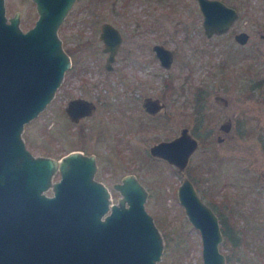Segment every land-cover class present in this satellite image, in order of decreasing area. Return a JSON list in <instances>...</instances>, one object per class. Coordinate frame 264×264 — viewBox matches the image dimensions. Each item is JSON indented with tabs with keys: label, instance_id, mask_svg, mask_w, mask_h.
Returning <instances> with one entry per match:
<instances>
[{
	"label": "rangeland",
	"instance_id": "374dc122",
	"mask_svg": "<svg viewBox=\"0 0 264 264\" xmlns=\"http://www.w3.org/2000/svg\"><path fill=\"white\" fill-rule=\"evenodd\" d=\"M224 1L239 16L226 33L207 37L197 0H75L58 28L72 65L53 99L22 131L34 154L60 158L75 149L94 153L95 177L109 186L115 202L121 194L112 183L134 173L148 190L145 207L164 237L157 264H203L200 231L177 195L184 175L191 177L190 167L192 175H201L194 184L203 200L213 202L223 216L228 215L225 202H232L230 219L250 229L249 246L237 245L243 259L232 255L226 264H264V250L253 253L258 235L264 243V0ZM5 5L8 16L20 11L24 30L37 18L33 0H5ZM104 20L124 35L112 69L105 67L107 53L99 37ZM239 30L249 33L245 43L234 39ZM155 42L174 51L171 67L160 63ZM198 88L206 90V127L196 124L193 112ZM145 95L161 97L166 110L144 111ZM74 96L97 103L93 114L77 123L64 110ZM230 110L231 128L220 130ZM183 126L201 141L185 173L149 153V146L176 136ZM217 135L223 139L218 141ZM59 176L57 172L53 179ZM165 235L171 237L166 257ZM219 247L232 254L225 238Z\"/></svg>",
	"mask_w": 264,
	"mask_h": 264
},
{
	"label": "water",
	"instance_id": "95a60500",
	"mask_svg": "<svg viewBox=\"0 0 264 264\" xmlns=\"http://www.w3.org/2000/svg\"><path fill=\"white\" fill-rule=\"evenodd\" d=\"M33 1L37 18L24 30L20 11L8 16L5 0H0V264H157L164 237L145 207L148 190L134 173L114 183L121 195L111 202L107 186L95 177L94 153L75 149L56 158L34 154L26 146L25 123L53 99L70 66L58 28L75 0ZM197 1L207 37L226 33L239 16L237 8L224 0ZM99 37L108 53L106 67L111 68L122 34L104 20ZM248 38L246 30L234 33L239 43ZM152 47L161 63L170 67L172 50L162 43ZM143 105L150 113L166 107L157 96H146ZM95 107L92 100L74 97L65 109L71 120L78 121ZM230 128L231 110L219 126L223 131ZM199 145L184 126L176 136L153 143L149 153L185 173ZM57 172L60 176L54 180ZM49 189L52 194L46 192ZM177 195L200 231L203 264H226L219 247L223 233L218 215L190 177L184 175Z\"/></svg>",
	"mask_w": 264,
	"mask_h": 264
},
{
	"label": "flooded vegetation",
	"instance_id": "af4514ba",
	"mask_svg": "<svg viewBox=\"0 0 264 264\" xmlns=\"http://www.w3.org/2000/svg\"><path fill=\"white\" fill-rule=\"evenodd\" d=\"M101 24V23H100ZM114 24V23H113ZM33 25V24H32ZM115 25V24H114ZM31 26V25H30ZM29 26V27H30ZM116 26V25H115ZM116 27H118V26H116ZM119 28V27H118ZM119 30H120V32H121V34H122V37H123V39H122V42H121V45H120V48H119V50H121V48H122V44H123V41H124V35H123V32H122V30L119 28ZM99 34H100V26H99ZM155 43H160V42H155ZM163 44V43H162ZM153 46V45H152ZM166 46V45H165ZM153 48V47H152ZM171 49V48H170ZM119 50H118V52H119ZM154 50V49H153ZM172 50V49H171ZM67 51V50H66ZM68 52V51H67ZM117 52V53H118ZM155 52V51H154ZM172 52H173V54H174V51L172 50ZM69 53V52H68ZM107 53V52H106ZM117 53H116V55H115V60H116V57H117ZM108 54V53H107ZM155 54H156V52H155ZM69 55H70V53H69ZM107 56V55H106ZM157 56V55H156ZM157 58H158V56H157ZM70 59H71V55H70ZM159 59V58H158ZM106 60V59H105ZM115 60L113 61V63L115 62ZM173 60H174V58H173ZM159 61H160V59H159ZM113 63H112V65H111V68H107L106 67V62H105V67L107 68V69H112L113 68ZM160 63H161V61H160ZM172 63H173V61H172ZM172 63H171V65H172ZM162 64V63H161ZM72 65V59H71V63H70V66ZM163 65V64H162ZM69 66V67H70ZM164 66V65H163ZM165 67V66H164ZM171 67V66H170ZM166 68H169V67H166ZM202 90V89H201ZM146 96H151V95H145L143 98H142V101H141V105H142V108L144 109V111H146L147 113H149V114H157L158 112H156V113H150L149 111H147L146 109H145V107H144V105H143V100H144V98L146 97ZM152 96H156V95H152ZM205 96H206V90H205V92H203V90H202V93L200 92L199 94H198V96H197V99L200 101V104H199V106H196L194 103L192 104V107H193V112H194V115H195V121H196V124L197 125H204V127H206L207 126V122H206V114H207V111H206V109L204 108L205 107ZM74 97H83V96H74ZM74 97H70V98H68V100L66 101V103H65V105H64V110H65V112H66V109H65V107L67 106V104H68V101L71 99V98H74ZM157 97H159V96H157ZM83 98H86V97H83ZM161 98V97H160ZM86 99H88V98H86ZM196 99V100H197ZM88 100H91V99H88ZM163 100V99H162ZM94 103H95V105L97 106V103L94 101V100H92ZM164 101V100H163ZM165 105H166V103H165ZM194 105V106H193ZM95 110H96V107H95ZM94 110V111H95ZM165 110H166V107H165ZM165 110H163V109H161L160 111H165ZM66 114H67V112H66ZM93 114V113H92ZM92 114H90V115H92ZM90 115H86V116H84V117H81L78 121H74V120H71L70 118V120L71 121H73V122H79L81 119H83V118H86V117H89ZM67 116H68V114H67ZM69 117V116H68ZM201 117L203 118L202 120H201ZM222 123V122H221ZM220 123V124H221ZM184 127V126H183ZM182 128V127H181ZM189 128V127H188ZM197 137V136H196ZM217 137H218V135H217ZM198 138V137H197ZM199 140V139H198ZM199 142L201 143V141L199 140ZM150 147V146H149ZM96 156V155H95ZM120 179H121V177H120ZM98 180H100V179H98ZM100 181H102V180H100ZM103 182V181H102ZM117 182V181H116ZM104 183V182H103ZM114 183L115 182H113L112 183V186L114 187ZM106 186H107V188H108V190H109V193H110V200H111V202H115L114 200H113V194H112V191H111V189L109 188V186L106 184V183H104ZM48 194H52L53 193V191L51 190V189H49V190H47L46 191ZM111 202L109 203V204H111ZM234 202V201H233ZM231 203L232 202H225V213L226 212H228V215L226 216H223L224 217V223H225V227H227L228 228V232H227V234L225 235V233L223 232V230H222V227H221V230H222V233H223V238H225V241H228L230 244H231V248H232V254L231 253H227V254H225V259H226V263L229 261V260H231V257H233L234 256V258H235V260H242L243 259V256H242V254L238 251V248H237V245L239 244V243H243L246 247L247 246H249V241H248V239H250V237H247L248 235V233H249V231L248 230H250L249 228H248V226H238L237 225V223H236V221L235 220H233V219H230V218H232L231 216H234V212L232 211V210H235V207H233V205H231ZM209 204V203H208ZM212 208H213V206L211 205V204H209ZM214 209V208H213ZM214 211L216 212V214L218 215V218H219V222H220V225H221V221H220V213L218 212V211H216L215 209H214ZM230 215V217H228ZM247 225V224H246ZM263 227H264V223H263ZM234 236L237 238V241H234L233 239H234ZM223 240V239H222ZM256 242L258 243V244H255V248L253 249V253H254V255H255V253L256 254H260V253H262V251L264 250V243H260V235H258V238L256 239ZM233 255V256H232Z\"/></svg>",
	"mask_w": 264,
	"mask_h": 264
},
{
	"label": "trees",
	"instance_id": "16d2710c",
	"mask_svg": "<svg viewBox=\"0 0 264 264\" xmlns=\"http://www.w3.org/2000/svg\"><path fill=\"white\" fill-rule=\"evenodd\" d=\"M99 1H105V0H89V2L90 3H93V2H99ZM114 2H116V0H113ZM203 90V92H205V89H203V88H198V89H196V91L194 92V94H193V103L196 105V106H199V104H200V101L197 99V96H198V94L201 92L202 93V90ZM197 99V100H196ZM194 106V105H193ZM203 118L201 117V120H202ZM263 142H264V140H263ZM263 149H264V144H263ZM196 172H198L199 173V171H194V175H192V171H191V167L189 168V174H190V178L193 180V182L196 184H198V182H199V180H201V175H200V173L199 174H196ZM198 176V177H197ZM211 204H212V206H216L213 202H211V201H209ZM220 213V221H221V227H222V230H223V232L225 233V235L227 234V232H228V228L227 227H225V223H224V217H223V215L221 214V211L219 212ZM229 233V232H228ZM165 241H166V243H167V247H166V251H165V253H164V256L166 257V256H168L169 255V251H171L170 250V247H171V245H170V242H171V237H169V236H167V235H165ZM234 241H237V238L234 236V239H233ZM166 261V259H164V261L163 262H165Z\"/></svg>",
	"mask_w": 264,
	"mask_h": 264
}]
</instances>
